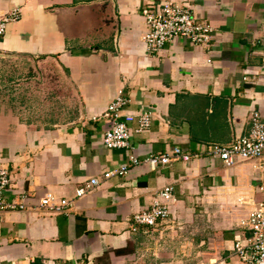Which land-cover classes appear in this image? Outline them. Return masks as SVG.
Wrapping results in <instances>:
<instances>
[{"label":"crops","instance_id":"1","mask_svg":"<svg viewBox=\"0 0 264 264\" xmlns=\"http://www.w3.org/2000/svg\"><path fill=\"white\" fill-rule=\"evenodd\" d=\"M149 1L166 0H0V19L21 10L0 38V61L54 63L66 73L54 75L59 84L50 92L66 109L60 115L37 111L43 90H0V166L11 177L6 197L27 203L4 212L0 264H246L233 247L262 197L264 156L228 166L194 154L202 144L249 135L254 112L264 118V0H171L193 8L216 33L208 46L178 38L157 54L144 42ZM120 90L129 98L122 120L132 129L140 111L153 112L151 129L133 132L128 149L103 141L112 126L106 112ZM176 147L190 159L143 163L104 178L132 153L145 158ZM92 177L100 184L77 198ZM168 185V218L158 229L134 227L133 215ZM48 193L73 205L41 208ZM173 225H185V236L170 231ZM170 241L186 247L172 252ZM174 253L194 259L172 261Z\"/></svg>","mask_w":264,"mask_h":264},{"label":"built area","instance_id":"2","mask_svg":"<svg viewBox=\"0 0 264 264\" xmlns=\"http://www.w3.org/2000/svg\"><path fill=\"white\" fill-rule=\"evenodd\" d=\"M142 14L148 26L144 36L147 51L157 54L168 44L178 38L187 39L194 45L208 46L216 33L215 27L206 19L199 18L188 5L177 4L171 0L161 2H148L142 9ZM21 17V10L16 8L0 19V38L5 35L8 23L17 21ZM129 102L123 90L111 101L106 115L110 117L112 126L104 134V144L107 148L128 149L131 147L133 132L143 134L151 129L153 112L143 109L137 114V125L132 129L127 121L122 120V111ZM131 117H129L130 119ZM128 119V118H127ZM208 155L220 158L226 165H234L238 159H260L264 156V118L259 112L251 117V131L249 135L236 137L230 143L202 144V149L194 155ZM192 154L185 153L176 147L173 153L149 154L140 158L132 153L129 160L121 163L119 167L104 173L108 179L114 175H127L131 168L143 163L152 165L168 164L172 159L182 157L190 159ZM264 170V166H262ZM98 177H92L85 186L77 190V198L83 197L95 186L100 184ZM11 177L9 169L0 166V223L7 210L27 209L25 198L8 200L6 191L10 187ZM262 197L258 199L251 209L244 224L247 233L234 243L233 253L246 264H264V181L259 186ZM173 197V186L168 185L159 191L152 204L133 215L134 227L144 225L155 227L168 218L171 213L170 200ZM73 201L68 198L56 199L48 193L39 201V206L56 212L71 208ZM51 264H56L55 262Z\"/></svg>","mask_w":264,"mask_h":264},{"label":"rangeland","instance_id":"3","mask_svg":"<svg viewBox=\"0 0 264 264\" xmlns=\"http://www.w3.org/2000/svg\"><path fill=\"white\" fill-rule=\"evenodd\" d=\"M66 74V73H65ZM62 72L59 71L57 66L54 63L44 64L43 66H39L38 63H35L32 60H21L20 62H15L14 60H2L0 61V90L5 89H17L22 90L26 89L27 93H33L35 90H43V99L40 100L43 103V105H39L37 107V111L41 112L45 115L46 113H50L51 111H58L59 115L64 113L66 109H64L61 105V99L55 98L53 95V98L51 97V89L55 87V84L59 82H56V76L54 75H65ZM30 77H29V76ZM36 75V76H34ZM53 75V76H51ZM31 102L35 103V98L31 96ZM56 101L58 103H56ZM34 105V104H33ZM32 105V106H33ZM152 229L157 228L150 227ZM158 229V228H157ZM186 226L176 227L174 229V225L172 228H170V231L179 230L180 232L177 235H184V232H186ZM183 231V232H182ZM182 232V233H181ZM186 234V233H185ZM176 235V236H177ZM185 236V235H184ZM184 242L187 245V241L184 240ZM181 242L179 241H170V247L172 248V252H174L175 247L180 245ZM176 245V246H175ZM185 244L180 245V247H186ZM146 251H144L141 254V259L147 258L144 254ZM175 254V253H174ZM183 259L184 262L189 263L194 259L191 255H185L184 253L179 255H172L170 259L172 261H177L178 259ZM145 264V263H144Z\"/></svg>","mask_w":264,"mask_h":264},{"label":"trees","instance_id":"4","mask_svg":"<svg viewBox=\"0 0 264 264\" xmlns=\"http://www.w3.org/2000/svg\"><path fill=\"white\" fill-rule=\"evenodd\" d=\"M125 251H127L126 249H124V250H120V251H118V252H125Z\"/></svg>","mask_w":264,"mask_h":264}]
</instances>
